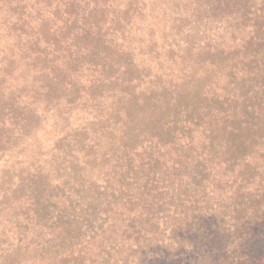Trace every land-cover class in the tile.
Here are the masks:
<instances>
[{"label":"rangeland","instance_id":"rangeland-1","mask_svg":"<svg viewBox=\"0 0 264 264\" xmlns=\"http://www.w3.org/2000/svg\"><path fill=\"white\" fill-rule=\"evenodd\" d=\"M78 2L96 23L75 15ZM256 49L264 60V0H0V264H57L56 247L99 264L92 232L71 247L64 228L72 210L90 207L84 190L103 192L125 173L146 182L154 204L157 188L194 187L203 143L223 136L203 131L212 122L204 105L226 98L232 76L262 90L248 65ZM227 113L221 123L235 120ZM177 124L187 131L164 135ZM162 136L175 149L160 148ZM223 158L208 161L211 176L239 170L245 187L232 198L227 184L214 211L264 204V148L235 165Z\"/></svg>","mask_w":264,"mask_h":264},{"label":"trees","instance_id":"trees-1","mask_svg":"<svg viewBox=\"0 0 264 264\" xmlns=\"http://www.w3.org/2000/svg\"><path fill=\"white\" fill-rule=\"evenodd\" d=\"M74 5H77L75 6L77 11L74 12L77 17L81 15L82 19L90 20V16L87 17L82 13L81 3ZM93 13L90 12L91 15ZM90 22L96 23L93 19ZM90 28L93 29L92 26ZM257 49L252 54V62L248 65L258 71L256 75L253 74L252 80H256V84L259 83L262 90L253 89L251 84H249L250 88H247L245 80L232 76L230 88L226 90V98L213 95L212 98L216 99L213 106L209 103L204 105L207 109L204 116L209 115L212 122H208L209 125L204 127L199 124H196V127L191 125L190 132L197 127H203V131H209L211 135L214 133L223 135L221 137L217 134L210 141L203 143V147L208 149V155L204 160L203 170L194 177V187L192 183V187L185 186L183 189L179 184L167 185L166 188L170 189L157 188L160 199L154 204V192H151L146 182L142 188L138 180L139 175L135 172L131 175L123 174L119 184L116 183L109 189L105 188L103 192L82 190L83 197L91 198L90 201L85 202L90 207L85 209L80 207L71 211L74 221L72 220L73 223H69L64 228L65 234L70 238L65 237L63 242L71 247L75 246L82 243L84 235L87 236L91 231L89 240L97 241L99 248L93 260L97 258L99 264H117L120 261L124 264L130 262L138 264L136 262L138 258L141 261L139 264H197L198 260L202 264H264V250L261 249L260 237L262 234L260 228L264 226V204L251 206L245 201H235L222 210L214 211L213 206L221 202L219 196L226 190L227 184L231 183L233 198L245 187L246 178L239 170V173L233 176L234 170L228 168L222 173L220 168L215 172L217 177H212L208 172L210 168H207L208 161L213 162L217 155H221L222 159L227 153L228 156L223 159L227 162L234 160L232 165H235L236 159L249 156L264 148V60L259 53L256 55ZM252 80L249 79L248 82L252 83ZM224 113H227L228 119L235 120L221 123ZM193 115L199 117V113L193 112ZM128 119L130 121V116ZM124 125L128 127L127 124ZM178 128L182 131L188 129L187 126L177 124L164 135L173 138ZM129 133L130 127L124 134L127 135L128 144H134L128 148H134L135 143L131 142L133 136ZM163 136L159 137L157 143L160 148L169 143L170 148L175 149V139H164ZM177 141L180 142L178 139ZM216 180L215 188L213 183ZM210 186L211 192H209ZM216 192H218L217 196L214 197L219 199L210 201V195ZM167 194H170L168 198H166ZM237 197L240 198V195ZM191 207L197 209L189 211ZM206 209H212L214 217L209 219L207 216L209 211ZM99 220L102 222L95 229V224ZM110 229L120 236L116 237L108 232ZM100 231L105 233L103 237L105 240L96 238ZM106 235L108 238H105ZM104 243L106 248H100V244ZM45 249L46 247L42 250ZM63 249L65 247L55 248L58 255L55 252L54 256L59 257L57 264L93 262L92 258L79 252L72 254V257L62 256ZM167 253L168 255H165ZM127 254L128 256L125 257Z\"/></svg>","mask_w":264,"mask_h":264}]
</instances>
